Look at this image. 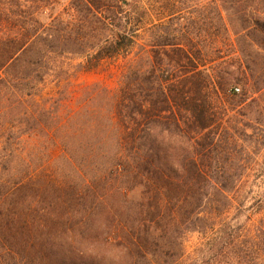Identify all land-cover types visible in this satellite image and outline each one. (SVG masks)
I'll use <instances>...</instances> for the list:
<instances>
[{
    "label": "trees",
    "instance_id": "16d2710c",
    "mask_svg": "<svg viewBox=\"0 0 264 264\" xmlns=\"http://www.w3.org/2000/svg\"><path fill=\"white\" fill-rule=\"evenodd\" d=\"M151 1L0 0V264H97L72 262L61 251L76 232L124 250L127 264H185L183 235L210 229L230 205L243 173L206 169L203 160L219 144L194 133L212 121L205 89L227 90L232 73L216 69L225 79L216 84L205 68L206 44L175 39L182 0ZM215 10L227 30L226 8ZM75 55L83 58L77 71L122 56L128 65L118 88L86 85L70 107V89L60 88ZM235 88L229 89L237 95ZM49 145L61 149L66 173L46 172L57 165ZM138 185L140 200L125 209L127 192ZM223 230L210 260L264 256L251 246L254 239L244 246L230 225ZM256 237L264 245V226Z\"/></svg>",
    "mask_w": 264,
    "mask_h": 264
},
{
    "label": "rangeland",
    "instance_id": "374dc122",
    "mask_svg": "<svg viewBox=\"0 0 264 264\" xmlns=\"http://www.w3.org/2000/svg\"><path fill=\"white\" fill-rule=\"evenodd\" d=\"M180 4L183 19L181 31L175 39L181 40V43L192 42L191 44L199 48L206 44L205 48L209 53L206 56L208 59L205 61V68L213 76L214 82L218 84L220 80H225L220 77L219 71L216 73V69L220 67L222 74L226 75L225 70L232 73L233 80L225 91L210 85L205 89L207 96L205 95L204 105L209 108L208 113L212 121L207 128L199 133L195 132L194 135L201 141L202 135L210 134L219 146L205 161L203 160V166L206 169L218 166L237 167L243 173L230 193V205L216 215L213 226L203 233L192 231L183 235V262L188 264L195 259L198 264H206L207 261L208 264H216L218 261L220 264H231V261L223 256L218 255L217 259L212 258L213 260L209 258V249L211 250L213 245H219L218 242L224 234L223 229L227 225L236 230L239 241L247 240L244 246H250L248 243L254 239L256 244L251 246L255 250H258V246L264 249V245L258 242L260 238H251L258 227L264 226V85H261L264 81V0H182ZM217 5L226 8L222 13L226 18L227 30L217 23ZM58 8L62 10L63 6ZM200 13L204 14V21L200 19ZM148 25L150 23H147ZM256 40L261 41L257 43ZM82 60L83 58L77 55L68 60L67 67L70 72L65 78H69L63 79L64 86L59 87L60 91L70 89L71 94L66 97L65 102L72 108L78 105L81 88L86 85L98 83L111 91L117 89L121 74L128 65L122 56L107 57L92 69L77 71V64ZM240 62L243 70L238 71ZM53 85L47 86V92L54 93ZM232 85L236 86L237 95L231 93L229 88ZM55 95L58 96L59 93ZM182 140L186 145L185 137ZM192 146L189 148L192 149ZM48 149V157L57 165L55 169L54 162L51 167L46 166V172L57 176L56 171L60 167L59 173H66L67 163L58 159L61 149L56 145H49ZM214 154L218 157L227 154L229 161H216L213 159ZM46 155L47 151L44 152V156ZM234 156L239 161L230 164V158ZM141 190L142 187L138 185L127 192L123 205L125 209H129L128 206L134 209L140 200ZM122 217L126 218V213ZM64 240V243H61V251L66 250L65 257L70 258L72 262L77 258L88 259L97 264H127L129 261L124 250L111 247L103 240L91 242L87 235L77 232L73 238L66 236ZM237 264H264V256L242 259Z\"/></svg>",
    "mask_w": 264,
    "mask_h": 264
}]
</instances>
